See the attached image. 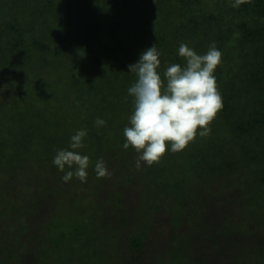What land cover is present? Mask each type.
I'll return each instance as SVG.
<instances>
[{"label":"rangeland","instance_id":"1","mask_svg":"<svg viewBox=\"0 0 264 264\" xmlns=\"http://www.w3.org/2000/svg\"><path fill=\"white\" fill-rule=\"evenodd\" d=\"M68 1L58 0L53 7L43 5L41 0L31 1L30 6L17 17V21L34 25L36 36L45 37L44 48L35 53L37 57L43 53L44 58L36 60L35 64L29 61L24 67L15 62L0 66V69L4 68L0 71V94L9 96L4 91L10 89L11 103L8 107L15 114L28 108L36 114L44 112L55 115L60 111L62 121H65L59 124L60 131L54 134L52 148L44 143L49 159L45 154L37 157L28 154V157L26 153L25 157L24 149L20 148L15 159H12L14 161L2 170L0 168V263L24 264L25 258L21 256H26L25 251H29L32 245L31 250L36 251L40 258H45V261L37 264H74L75 260L71 261L72 257L66 251L68 245H73L76 248L73 257L79 259L76 264H198L199 256L208 258L209 253L213 254L214 248H211L209 241L212 237H206L216 234L223 236V240L226 237L233 240V244L225 246V249L218 248V255H221L219 259L227 258L225 264H264V192L251 189L249 194L246 187L240 186L243 180H250L247 185L251 184L253 188L258 186L257 177L252 175L257 168L254 164L245 165L238 161L229 167L219 163L215 170L219 162V147L227 142L222 138V130L215 127V123L220 126L217 117L209 125L211 133L206 137L199 136V131L203 129L197 130V137L191 145L199 152V155L194 156L195 160L188 158V151L183 161L172 152L162 158L161 162L167 166L166 171L161 172L164 173L161 175L162 180L174 179L178 184L181 183L182 175H177L181 172V166L187 169L195 161V174L189 172V176L184 175L187 185L183 190L184 198L176 195L174 187L167 190L164 186L165 190L154 194L148 188L150 186L155 190L152 187L154 181L146 184L150 178L145 174L147 169H144V162H141L139 170L135 167V157L127 158L130 170L126 166H113V152L104 146V134L101 131L106 130L112 139L119 134L124 136L122 132L129 126L126 108L132 97L127 90L136 80L135 74L129 72V65L137 62H127L122 55H127L130 48L140 52L154 44L157 49L161 46L169 47L158 33H163L161 30L167 28L170 18L177 16L178 7L174 0H123L130 19L127 29L119 26L115 33L118 42L114 46L117 47L110 43L112 38L109 28L117 30L116 25L110 23L111 17L104 16V21L99 22L98 26L92 19L94 15L108 13L109 0H94V3L83 0L79 5L81 8L76 9H72ZM64 3L70 9L62 10ZM82 6H87L86 10ZM214 8V5H210L207 9L212 11ZM139 10L151 16L153 23L147 30L142 25ZM73 23L75 26L67 30V26L72 27ZM204 24L208 26L211 23ZM218 24L211 26L216 27ZM229 26L228 21L224 30H229ZM83 29H89V42L84 45L85 51L78 52L74 47L76 43L73 45L71 41H75L74 35L77 36L79 30ZM231 33L233 45L229 44L228 47L233 48L241 39L235 32ZM187 35L189 31L186 29L176 37L177 44L203 48L207 42L202 36H209L198 32L193 36L191 34L188 37L191 39L187 41ZM148 38L151 40L150 46L146 43ZM64 39H68L71 45L65 44ZM162 50H159L161 65L158 69L161 74L173 63L184 66L185 61L179 56V48L175 54L170 49L166 52ZM59 78L60 82L57 81ZM66 89L70 92L66 94L67 97L64 96ZM71 101L72 108L69 107ZM104 103H110L111 106L102 109ZM0 108L3 106L0 105ZM97 118L106 121L101 130L95 124ZM86 120L89 122L84 123ZM78 130L87 131L83 139L84 147L77 150L90 158L86 170L87 181L81 182L74 176L64 182L62 176L72 169L66 167L61 172L50 160L58 150L69 148L71 137ZM99 133L101 139L97 140ZM225 154L233 155L232 151ZM101 158L111 172L110 177L97 178L95 163ZM158 165L155 164L154 169H163ZM244 169L247 172L243 173ZM127 177L129 183L125 182ZM124 184L128 190L122 195L120 186ZM144 190L149 192L145 194ZM79 194L82 198L77 203ZM179 198L181 205L176 202ZM250 198L253 205L249 204ZM111 202H120L121 215L113 214L119 212ZM69 204L84 210L92 209L94 224L85 225L83 231L86 235L96 233L99 236L96 245L90 240L78 252L79 244H75V238L69 233L70 225L73 227V224H63L61 219L63 210ZM125 209L127 211L124 213ZM15 213L22 221L21 224L11 218ZM211 215H215V219L211 220ZM122 218L130 226L123 229L119 224ZM137 228L142 233L146 232L141 246L143 252L131 247L128 240L123 243L126 236L131 242L130 237L134 235L133 231H138ZM37 230L39 235H35ZM63 231L66 233L65 239L61 238ZM15 232L21 242L26 243L21 235L28 240L25 248H19L18 252L15 247L8 248L10 243L16 245ZM47 232L53 240L62 239V251L56 252L54 245L45 242ZM204 240L207 241L203 245ZM259 246L263 249L261 253H258ZM59 255L60 262L55 259ZM126 256L132 258L131 263ZM199 264L210 263L200 260Z\"/></svg>","mask_w":264,"mask_h":264},{"label":"trees","instance_id":"2","mask_svg":"<svg viewBox=\"0 0 264 264\" xmlns=\"http://www.w3.org/2000/svg\"><path fill=\"white\" fill-rule=\"evenodd\" d=\"M31 1L38 0H0V66H8L10 63L15 62V64H19L21 67H24L29 61H32L31 63L35 64L36 60L44 58L43 53L38 57L35 56V53L38 49L44 48L45 37L43 35L36 36V27L34 25H28L17 21V17H20V14L27 9L28 6H30ZM57 1L58 0H41L43 5H47L48 7H50V5L53 7L54 3ZM84 1L69 0L68 2L72 5V9H76L77 7L81 8L79 5H81ZM94 2V0H91V3ZM174 2L178 7L177 16L170 18L167 28L164 27L161 30L163 33H158L161 35L163 42L168 44L169 47L161 46V48H158V51L163 49L162 51L166 52V50L170 49L172 50V53L175 54L176 49L178 50L180 46L177 44L178 41H176V37H179L180 34L187 29L189 31V35L186 37L187 41L191 39H188L191 34L193 36L198 32L209 35L208 37L204 35L202 36L207 42L203 48L192 46L198 54L206 53L210 44L213 42L222 52V62L217 66L214 75L217 80L218 91L222 96L223 108L216 115L220 126L218 127L217 123H215V127L222 130V138L227 140V142H224V144L219 147L220 154L217 158L219 162L215 165V170L218 168L219 163L224 164L225 167H229V165L235 164L238 161H242L245 165L254 164L257 169L253 170L252 175L257 177L259 181L258 186L253 188L251 184L247 185L248 181L251 182L250 180H243L240 186L246 187L249 194L251 193V189L258 191L259 193L264 192L262 190V188H264V0H244V2L236 8L231 6L235 3V0H174ZM125 5L126 3L123 2V0H109L108 13L103 12V15H94V17H92L97 26L99 25V22L104 21V16L106 18L111 17V22L109 19L107 21L111 24H115L117 28L116 31L109 28V35L110 38H112V42L110 43L113 46L117 45L116 43L118 42L117 35L115 37V33L118 32L119 26H124L125 29H127L129 25L130 14L125 8ZM210 5L215 6L212 11L207 9ZM82 7H85L84 10H86L87 6ZM64 8L70 9L65 3L63 4L62 10ZM75 13L78 16L77 11ZM140 13L142 15V25L147 30L153 23L152 19H150L151 16L139 10L138 14ZM228 21L230 24L229 30L228 28L227 30H224L223 27H225V23L227 24ZM230 21H235V23L232 24ZM204 22H209L211 24L205 26ZM218 22H220V24H218ZM214 23L218 25H216V27H212L211 25ZM42 25H44V22H42ZM74 26L75 23H73L72 27L67 26V30L72 29ZM79 32L80 33H78L77 36L74 35L73 38L75 41H71V43L73 45L76 43L74 47L78 50V52H81L86 50L84 45H87L89 42L87 39L89 38V29L79 30ZM231 32H235L241 39L235 46H233V48L228 47L229 44L230 46L233 45ZM63 42L71 45L68 39H64ZM150 42L151 40L148 38L146 40L148 46H150ZM171 44H174V47L176 48L174 49ZM44 50L46 51V49ZM140 52L142 53L143 50ZM140 52L130 48V50L127 51V55H122V58L126 59L127 62L132 60L138 62L141 55ZM18 59L20 61L16 62ZM3 69L4 68L0 69V71H3ZM57 81L60 82L61 79L59 78ZM66 90L65 93L63 92L65 97H67V93H70L68 89ZM4 93H9V96L0 94V105L3 106V108H0L1 170L8 163L14 161L12 159H15L20 151V148L24 149L23 153L25 154V157L27 153V155L31 154V157H37L41 154H45L48 158V154L45 152L46 148L44 143L51 148L54 145V134L60 131L59 124L65 122H63L60 117V111H58L55 115H47L44 112L36 114L28 108L23 112L15 114L13 110L8 107L11 103V100L9 99L11 97L10 89L6 88ZM1 103H3V105ZM127 104L128 108H126V111L128 117H130L133 111V103L132 101H129ZM72 106L71 101L69 103V107L72 108ZM110 106V103H104L101 107L102 109H105ZM63 113L65 114V110H63ZM88 122L89 121L86 120L84 123ZM98 127L101 130L102 127ZM105 131H101L100 133L102 135L104 134V137H102L105 142L104 146L113 152V155H111V158L114 160L113 166H126V168L130 170L131 165L129 164L127 158L131 159L132 157H135L134 159L136 160L137 152L131 146H129L128 149H124L123 145L126 142V139L124 136H121V134L111 139L110 135L106 134ZM100 133L96 136L98 137L97 140L99 138L101 139ZM192 143H194V141L190 142L183 151L175 153L171 151V146L169 144L168 151L165 155L168 156L170 152H172L176 158L183 161L186 159L184 154L189 152L187 155L188 158L190 160H195L194 156L199 155V152L197 148L191 146ZM195 144H197V141H195ZM100 148L102 149L104 147ZM227 151H232L233 155L225 154ZM207 152L209 153L210 151L207 150ZM29 156L30 155H28V157ZM230 156H232V158ZM50 161H53V159ZM154 165L155 164L152 166L146 165L144 167V169H147H145V174L150 178V181L146 184L148 185L150 182L154 181L152 187H154L155 190L151 189L150 186H148V188L154 194H160L163 190H165L164 186L168 188L167 190L174 187L176 195L184 198L183 190L187 187L184 175L187 174L189 176V172L191 174L195 172V168H193L195 167V161H192V164H190L187 169L186 167L183 169V166H181V172L180 174H177L178 176L182 175L180 184L174 181V179L167 181L162 180L161 175L164 173L161 172L166 171L165 169H167L165 163H159L158 166L163 167L161 170L154 169ZM242 172L245 173L247 171L244 169ZM125 182L129 183L128 177ZM120 189L123 191L122 195H124L126 190H128V186L124 184L120 186ZM254 191H252V193ZM148 192L149 191L144 190L145 194ZM77 197H79V200L77 201L78 203L82 196L79 194ZM176 202L178 205H181V198H179ZM249 204H254L251 198L249 200ZM111 205H114L113 208L119 212H114L113 214L121 215L119 211L121 206L120 202H111ZM126 211L127 209L124 210V213ZM62 216L63 217L61 219L63 224L67 222H69V224L70 222L73 224V227L70 225L69 233L71 237L75 238V244H79L78 252L81 247H86L90 243V240H93V244L96 245L99 236H97L96 233L86 235L83 231L85 225L94 224L92 209L88 208L84 210L82 207H76L69 204L67 208L63 210ZM11 218L19 224L22 222L19 220L16 213ZM225 218H227V216ZM213 219H215V215H211V220ZM117 221L119 223V220ZM119 224L123 227V229L130 226V223L123 218ZM139 232V229L138 231H133L134 235L130 237L131 242L129 241V237L126 236L123 243L125 244L128 240L131 247L136 248L139 252H143L141 246L143 245L146 232ZM38 233L39 232L37 230L35 235H39ZM65 234L66 233H64V231L61 232L62 239H65ZM15 236L16 245L10 243L8 248L15 247L18 252L19 248H25L28 240L24 235H21V238H24L26 243L21 242L18 239L20 236L16 232ZM209 237H212L209 241L211 248H214L213 254L209 253L208 258H202L199 256L197 259L198 264L200 260L210 264H225L227 258L221 257V259H219V256L221 255H218V248L225 249V246L228 247L230 244L232 245V238L226 237L223 240V236L221 237L216 234H209L206 239ZM52 238L53 237L48 234L45 242L54 245L55 251L59 252V250H61L60 242H62V239L60 238L58 240L56 238L58 240L57 241ZM205 241L207 240H204L202 243L203 245L205 244ZM31 249L32 245L30 246L29 251H25L27 252L26 256H21L25 258L23 260L24 264H37L41 261H45V258H40L36 251ZM261 249L262 248L259 246L258 253H261ZM66 251L72 257L71 261L74 262L75 260L74 264H76L79 260H76V258L73 257V254L76 252V248H73V245H68ZM60 256L61 255H59L58 258H55L58 262H60ZM126 258L128 259V262L131 263L130 261L132 258L127 256ZM0 264L7 263L2 261Z\"/></svg>","mask_w":264,"mask_h":264},{"label":"clouds","instance_id":"3","mask_svg":"<svg viewBox=\"0 0 264 264\" xmlns=\"http://www.w3.org/2000/svg\"><path fill=\"white\" fill-rule=\"evenodd\" d=\"M244 0H235L231 6L236 8ZM179 56L185 64L173 63L161 74V53L157 47H148L137 63L129 65V72L136 76L135 82L128 88L132 97L133 111L129 125L123 130L126 142L137 152L135 167L141 162L147 166L160 163L170 144L173 153L183 151L197 137H206L211 133L209 125L223 108L221 93L218 91L214 72L222 62V52L213 42L204 54H198L185 43L179 46ZM97 126H105L106 121L97 118ZM86 130H78L72 137L69 148L56 152L53 164L64 172V182L74 176L81 182L87 181V168L90 158L82 155L78 149L84 147ZM97 178L111 176L105 161L101 158L95 163Z\"/></svg>","mask_w":264,"mask_h":264}]
</instances>
